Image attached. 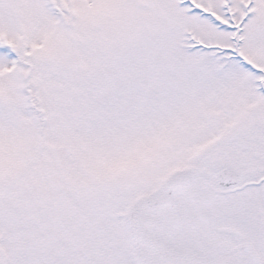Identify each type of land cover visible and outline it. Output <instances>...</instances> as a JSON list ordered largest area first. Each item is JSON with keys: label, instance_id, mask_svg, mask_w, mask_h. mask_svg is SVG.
I'll use <instances>...</instances> for the list:
<instances>
[{"label": "snow or ice", "instance_id": "1", "mask_svg": "<svg viewBox=\"0 0 264 264\" xmlns=\"http://www.w3.org/2000/svg\"><path fill=\"white\" fill-rule=\"evenodd\" d=\"M0 264H264V0H0Z\"/></svg>", "mask_w": 264, "mask_h": 264}]
</instances>
